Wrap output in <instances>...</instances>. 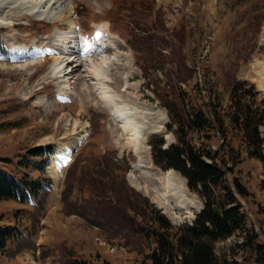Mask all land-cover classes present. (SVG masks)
I'll return each instance as SVG.
<instances>
[{
    "label": "rangeland",
    "instance_id": "obj_1",
    "mask_svg": "<svg viewBox=\"0 0 264 264\" xmlns=\"http://www.w3.org/2000/svg\"><path fill=\"white\" fill-rule=\"evenodd\" d=\"M68 1L73 7L70 19L74 25L36 19L24 10L6 8L1 12L13 25L0 26V38L5 43L0 51V169L15 179H40L43 190L27 203L0 200V227L17 226L27 232L21 241L13 240L0 253V264H71L80 258L91 264H150L148 255L155 246L150 231L156 223L148 219V213L153 217L163 215L178 226L191 224L202 206L183 177L187 191L200 203L195 211L176 210L171 214L163 207L166 203H157L137 189L134 184L140 180L132 167L137 161L134 149L123 145L121 132L111 128L109 111L100 107L89 89L92 80L82 59L85 63L94 54L76 55L78 59L70 64L66 61L71 51L54 57L56 44L51 39L61 31L71 32L74 45L77 42L81 51L86 43L91 45L89 52L94 51L97 45L106 43L105 38L121 43L120 60L129 57L130 67L119 71L117 63L111 61L114 63H109L108 76L119 79L120 73H127L124 96L159 107L166 118L162 129L146 138L142 157L152 170L165 172L151 164L147 140L153 135L155 139L162 136V145L175 143L174 118L182 121L194 110L205 115L208 126L190 130L187 137L196 146L223 157L226 164L220 163V167L226 169L225 176L213 187L214 195L226 207L232 192L230 205L240 204L244 219L241 229L216 241L217 264L232 259L255 264L253 252L239 243L252 228L255 244L264 245V192L259 186L264 165L248 157L242 134L232 126L228 115L233 111L232 85H239L241 92L249 87L258 91L254 98L240 96L242 103H251L254 108L264 103V0H154L156 9L152 8L153 0ZM141 1L151 3V7ZM105 19L110 20L114 34L100 33L104 29H98L99 22ZM95 27L99 38L97 34L93 37ZM147 33L151 35L148 43L139 46L135 36L145 38ZM12 44L27 46V53L36 57L34 62L22 63L29 58L26 49L17 46L13 51ZM36 44L43 46L37 48ZM68 46H73L72 42ZM138 46L145 49L140 51ZM55 58L65 61V76L45 79ZM114 87L111 89L117 92ZM168 109L175 115L172 119ZM78 135L81 140L69 159H74L73 164L66 170L71 163L66 161L58 172L51 173L47 167L57 144L69 143ZM84 174L101 181L90 184L82 178ZM235 179L240 188L234 186ZM99 184H104L107 191L97 190ZM169 204L177 206L173 201ZM97 236L126 246L125 252L107 251L95 240ZM39 237L38 262L33 252ZM24 244L33 251L24 249L15 256L16 245Z\"/></svg>",
    "mask_w": 264,
    "mask_h": 264
},
{
    "label": "trees",
    "instance_id": "obj_2",
    "mask_svg": "<svg viewBox=\"0 0 264 264\" xmlns=\"http://www.w3.org/2000/svg\"><path fill=\"white\" fill-rule=\"evenodd\" d=\"M138 40L139 46L148 43L143 38H138ZM144 49L145 47H139L140 51ZM232 86L231 108L233 111L228 115L229 121L241 132L246 143L248 157L259 160L264 165V135L261 136L259 131L260 126L264 127V103H260L262 106L259 105L256 108L251 103H242L240 96L254 98L258 91H254L251 86L252 88L249 87L241 92L239 85ZM168 113L171 119L172 115L175 117L172 110L168 109ZM173 121L176 125L174 144L163 148L162 136L158 139L153 136L149 138L152 162L161 170L173 168L184 176L189 190L198 195L204 207L196 214L191 225L175 226L170 224L163 215L153 217L151 213H148V219L156 223L150 231L154 237L155 246L149 253L148 260L150 264H217L214 248L216 241L227 238L233 231L241 229L244 224V219L238 209L240 204L230 205V202L234 200L231 192L229 199H226L228 206L220 205L214 195L213 187L222 182L226 169L222 170L220 163H225V160L218 153L202 145L196 146L187 137L190 130H202L208 126L209 120L205 115L201 111L194 110L188 118L182 121L174 118ZM82 178L90 184H97L101 181L91 174H84ZM29 180L15 179L0 169V200L12 199L27 203L30 198L36 199L39 192L43 190L40 185L41 180ZM234 186L240 188L236 179ZM259 186L264 192V178ZM229 189L230 186H228ZM97 190L101 193L107 191L104 184H99ZM101 199L105 200V198ZM125 201L131 207L130 198L126 196ZM108 204H111V201H108ZM214 206L220 210V214L214 211ZM143 216L145 217V214ZM22 232V229L17 226L0 227V250L4 249L10 240H19ZM254 241L255 232L251 228V233L244 235V240L239 243V246L248 247L253 252L255 264H264V245H256ZM71 264H91V262L80 258L72 260ZM224 264L242 263L232 259L224 261Z\"/></svg>",
    "mask_w": 264,
    "mask_h": 264
},
{
    "label": "bare ground",
    "instance_id": "obj_3",
    "mask_svg": "<svg viewBox=\"0 0 264 264\" xmlns=\"http://www.w3.org/2000/svg\"><path fill=\"white\" fill-rule=\"evenodd\" d=\"M6 8L9 11H14L13 9H18L20 11L24 10L28 15L36 19L49 20L53 23H72L74 25V22L70 19L73 7L68 0H0V26L3 27L6 25H13V21L10 18L8 19L6 16L3 18L2 11ZM101 28L104 30L100 33L108 35L107 22L104 21L98 25V29ZM51 40L56 44L52 51L54 53V57L64 53H69L70 51L72 52L66 61L68 64L77 58L76 55L86 57L88 53L94 54L92 59H84L86 62L88 61V63H84L81 58L82 64L85 67L86 75L90 76L92 80L90 82L89 89L91 94L95 95L97 100L100 102V107L109 111V114L112 117L110 121L111 128L113 131L121 132V141H123V145L132 146L134 149L137 161L132 167L140 180L139 182L135 181L136 183L134 185L137 189L149 198L155 199V202L157 203H166L163 207L166 212L171 214L176 213V210H184L187 212L197 210L200 203L192 194L189 193L190 191H187L183 182L184 178L182 179L180 177L179 179L176 173L168 170L163 173L154 171L150 168L149 162H146L145 164V158L142 157V154L146 151L145 144L147 135L161 130L162 124L166 118L164 111L159 107L141 104L136 99H128L124 96V93L127 91L124 89L127 88L128 85L127 73H120L118 77L119 79H116V77L110 78L108 76L109 73H107V70L111 61L117 63L116 66L119 71H126L127 68L130 67V64L128 63L129 57L127 54H124L128 57L127 59L123 61L120 60V57L123 54L119 51L121 43L120 45L114 44V42H110L111 39L106 40L105 38L103 40L106 43H109L108 46L106 43L97 45L99 43L97 42V44L95 43V45H97V47L94 48L95 50L93 51L92 49L91 52H89V50L81 51L80 48L82 49V47L77 42L74 45L73 36L69 31H61L58 34L53 35ZM71 42L73 46L70 47L68 45ZM111 49H114L117 52L115 51L114 53L109 54L105 53ZM54 60L55 62L51 66L50 71L46 74V78L44 77L45 79L52 78L54 80H59L61 78L63 79L65 76V70L63 67L65 61H59L60 59L57 58ZM79 65H81V61ZM71 72H73V69H71L69 73ZM76 80L79 82L78 77ZM64 85L65 87H68V84L65 83ZM113 86L118 88V90H116L117 92L111 89ZM80 135L74 137V139L69 143L64 142L57 144L58 146L55 154L51 156L49 167H47L50 169L51 173L54 172L55 174L58 172L61 165H63L66 161H69L77 143L81 140L82 136ZM131 174V177H133L134 174ZM167 201H173L174 204L177 205L176 208H172V205H170ZM174 217H176L175 214Z\"/></svg>",
    "mask_w": 264,
    "mask_h": 264
},
{
    "label": "snow or ice",
    "instance_id": "obj_4",
    "mask_svg": "<svg viewBox=\"0 0 264 264\" xmlns=\"http://www.w3.org/2000/svg\"><path fill=\"white\" fill-rule=\"evenodd\" d=\"M96 38H99V33H97V37ZM90 48H91V45L86 43L85 51H88Z\"/></svg>",
    "mask_w": 264,
    "mask_h": 264
},
{
    "label": "water",
    "instance_id": "obj_5",
    "mask_svg": "<svg viewBox=\"0 0 264 264\" xmlns=\"http://www.w3.org/2000/svg\"><path fill=\"white\" fill-rule=\"evenodd\" d=\"M214 210L216 213H219V210L216 207H214Z\"/></svg>",
    "mask_w": 264,
    "mask_h": 264
}]
</instances>
